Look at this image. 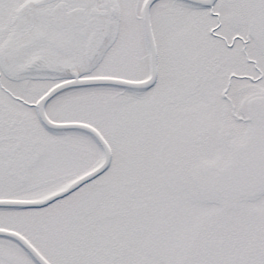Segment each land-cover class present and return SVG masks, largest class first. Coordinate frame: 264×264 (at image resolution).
<instances>
[{"label": "rangeland", "instance_id": "obj_1", "mask_svg": "<svg viewBox=\"0 0 264 264\" xmlns=\"http://www.w3.org/2000/svg\"><path fill=\"white\" fill-rule=\"evenodd\" d=\"M144 1L120 0L111 40L96 64L83 62L82 48L66 62L84 76L149 77ZM214 6L154 4L159 75L147 91L89 87L50 101L52 120L97 127L112 162L95 181L48 207L0 209V228L25 235L52 264H189L205 255L202 242L211 238L221 242L224 263L226 254L229 260L243 252L253 233L264 235V181L230 197L214 188L217 171L236 154L264 146V117L255 110V103L264 105V49L258 43L264 11L259 0H218ZM12 9L0 0V65L23 67L26 59L22 64L5 47V32L14 29ZM235 34L249 35L247 55ZM52 67L41 80L5 78L14 93L36 103L69 76ZM0 127V199L45 197L103 160L91 136L46 129L33 109L14 106L1 90ZM14 137L23 149L12 156ZM0 264L36 263L0 238Z\"/></svg>", "mask_w": 264, "mask_h": 264}, {"label": "flooded vegetation", "instance_id": "obj_2", "mask_svg": "<svg viewBox=\"0 0 264 264\" xmlns=\"http://www.w3.org/2000/svg\"><path fill=\"white\" fill-rule=\"evenodd\" d=\"M2 1L13 8L12 19L14 22V24L10 25V28L14 27V29L5 32V47L12 54L15 53L22 57V64L25 59L26 62L23 64V67L20 64L12 65L11 61H4L5 67L3 64V66L0 65V90L13 102L14 106L19 107L20 104L29 110L33 109L38 115V101L36 103L30 102L22 95L14 93V90L9 87L10 83L8 84L6 79L11 78L12 81H17L18 83L26 79L41 80L48 75H52L50 72H46V70H53V64L59 65L60 68L63 67L66 70L70 69L71 62H66V60H69V57L73 53L82 48L86 56L87 41L93 34L95 19H98L102 25L100 39L106 33L108 35L112 34L117 16V6L120 5V0ZM259 4L260 9L264 11V0H259ZM222 25L224 26V24ZM215 36L222 39L226 38V36L219 34ZM248 36V34L245 36L243 34H235L234 39L235 42L238 40L241 42V52L246 55ZM260 38L258 43L263 48L260 40L264 44V34ZM225 42L229 48L233 49L235 47L234 42L233 44H229L226 40ZM96 45H99V41ZM2 48L4 49V47ZM6 48L4 49L5 51H7ZM22 50L27 51L26 54L21 53ZM26 55L28 56L25 57ZM40 74H43V76ZM6 76L7 78H5ZM69 79H71L70 75L65 79H61L57 84ZM224 97L227 98L226 94ZM255 108H257L255 109L257 115L264 117V105L255 103ZM15 127L16 122H11L10 129H14ZM0 131H2L1 127ZM6 139L8 140L9 137ZM14 140H16V144L15 148L11 151L12 156L23 149V142L15 137ZM216 178L214 188L224 197L248 192L249 189L247 190V188H251L254 182L264 181V146L260 149L252 150L250 155L236 154L232 161H229L225 167L217 171ZM249 239L247 247L240 255L233 253L228 260L229 255L226 254L224 263H221L222 244L213 238L202 242V249L204 251L202 252L201 250L198 254L202 252L209 259L212 254H215L210 259L213 260L211 264H243L248 260L253 251L264 249V235L253 233ZM204 256L199 255V258L194 257L195 260L189 262V264H210V260H205Z\"/></svg>", "mask_w": 264, "mask_h": 264}, {"label": "water", "instance_id": "obj_3", "mask_svg": "<svg viewBox=\"0 0 264 264\" xmlns=\"http://www.w3.org/2000/svg\"><path fill=\"white\" fill-rule=\"evenodd\" d=\"M156 1L157 0H146L143 9V26H144L145 36L148 42V47L150 52V65H151V75L148 80L136 82V81H129L118 78H107V77L79 79V77L75 75L74 80L62 83L54 87L39 102L40 118L47 127L59 131L76 130V131H82L88 133L91 137H93L96 140V142L101 147L104 154L103 162L96 169L81 176L70 185L56 192H53L44 198L37 200L0 199V208L47 207L53 204L54 202L67 197L68 195L75 192L76 190H78L88 182L102 175L107 170V168L109 167L112 161V151L109 144L107 143L105 138L101 135V133L96 128L86 123L54 122L50 120L49 117L47 116L45 111V106L48 103V101H50L56 95L71 88L91 87V86H115V87H121L127 89L141 90V89H147L148 87L152 86L158 77L157 47H156L155 37L151 23V8ZM184 1L193 4L210 6L216 0H184ZM99 22L100 21L98 19H95L93 24L94 33L88 41V53L90 54L89 60L94 59L95 55L97 54V50L102 45L103 39L105 37V35H103L102 38L100 39L102 25ZM98 41H99V45H96ZM0 237L10 238L15 240L27 253L30 254V256L35 260V262H37V264H49L46 261V259L40 254V252L34 246H32L22 235L18 234L17 232L0 229ZM245 264H264V251L260 250L251 253L249 261L246 262Z\"/></svg>", "mask_w": 264, "mask_h": 264}, {"label": "bare ground", "instance_id": "obj_4", "mask_svg": "<svg viewBox=\"0 0 264 264\" xmlns=\"http://www.w3.org/2000/svg\"><path fill=\"white\" fill-rule=\"evenodd\" d=\"M81 59L83 60V58L81 57ZM98 60H96V62H97ZM95 62V63H96ZM90 66V65H89ZM80 71H82V70H80L79 68H75V73H80Z\"/></svg>", "mask_w": 264, "mask_h": 264}]
</instances>
